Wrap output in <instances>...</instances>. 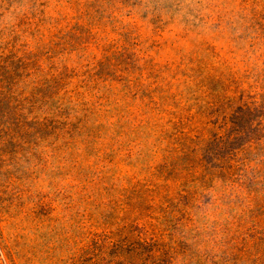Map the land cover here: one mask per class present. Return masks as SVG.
<instances>
[{
	"label": "rangeland",
	"instance_id": "rangeland-1",
	"mask_svg": "<svg viewBox=\"0 0 264 264\" xmlns=\"http://www.w3.org/2000/svg\"><path fill=\"white\" fill-rule=\"evenodd\" d=\"M2 123L0 264H264V0H0Z\"/></svg>",
	"mask_w": 264,
	"mask_h": 264
},
{
	"label": "trees",
	"instance_id": "trees-1",
	"mask_svg": "<svg viewBox=\"0 0 264 264\" xmlns=\"http://www.w3.org/2000/svg\"><path fill=\"white\" fill-rule=\"evenodd\" d=\"M5 125L0 124V130L5 129ZM9 141L12 140L8 137L0 144L3 145ZM85 240L84 250L94 255V264H139L140 262L148 264L149 257H152L140 253V247L146 245L144 241L133 239L130 236L120 238L106 234H91Z\"/></svg>",
	"mask_w": 264,
	"mask_h": 264
}]
</instances>
